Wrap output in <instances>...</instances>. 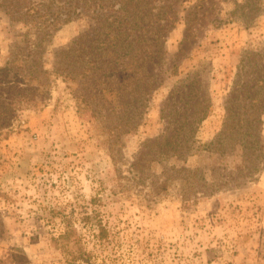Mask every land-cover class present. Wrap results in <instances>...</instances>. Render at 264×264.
<instances>
[{"label":"rangeland","instance_id":"obj_1","mask_svg":"<svg viewBox=\"0 0 264 264\" xmlns=\"http://www.w3.org/2000/svg\"><path fill=\"white\" fill-rule=\"evenodd\" d=\"M235 2L184 0L149 92L130 105L118 102L114 113L107 110L114 98L108 93L105 106L86 107L74 83L51 76L44 103L21 110L14 130L0 138V264H67L52 241L64 231V220L78 229L90 253L89 262L77 264H264V171L254 181L218 174L219 163L230 170L238 156L221 162L200 147L223 127L243 51L264 43V0L247 30L233 16L241 13ZM191 9L196 19L187 17ZM88 21L76 18L54 29L47 68L54 50ZM25 30L0 8L1 66ZM194 79L211 99L210 114L194 132L196 145L182 159L134 172L131 163L144 144L183 114V102L172 106L171 93ZM211 186L217 191L206 194Z\"/></svg>","mask_w":264,"mask_h":264},{"label":"trees","instance_id":"obj_2","mask_svg":"<svg viewBox=\"0 0 264 264\" xmlns=\"http://www.w3.org/2000/svg\"><path fill=\"white\" fill-rule=\"evenodd\" d=\"M183 2L0 0V8L10 21L26 27L17 35L20 38L10 48L5 64L0 65V138L14 130V119L21 110L29 104L44 103L50 93L53 75L74 83L75 96L86 107L105 106L107 93L114 97L107 107L113 113L120 110L118 102L130 105L134 100L144 99L157 65L166 57L165 42L175 27ZM235 5L241 13L239 17L233 16L249 27L257 23L263 0H245L243 3L236 0ZM254 11L257 12L255 15L252 14ZM197 14L191 9L187 17L192 15L190 20H193ZM85 16L89 18L86 29L69 44L56 48L53 66L47 68L46 54L54 29ZM194 27L189 24L185 38L190 37ZM252 47L246 48L240 58L236 78L224 104L226 118L222 129L211 141L200 145L204 153L217 156L221 162L226 157L238 156L239 162L230 170H227V164L219 163L217 173L224 171L228 177L247 181L256 180L264 171V43L255 49ZM170 101L174 107L183 102V114L176 113L178 118H175L174 126L144 144L131 163L136 173L149 170L152 163H165L174 157L182 159L196 145L194 132L197 125L210 114L211 99L207 87L199 79L183 83L176 93H171ZM123 110V115L133 114L128 109ZM199 180L203 181L202 187H206V178L200 175ZM220 184L222 182L214 185ZM211 187L206 188V194L217 191ZM64 223V231L58 237H52V241L64 251L66 263L89 262L90 253L84 247L78 229L70 220H64Z\"/></svg>","mask_w":264,"mask_h":264},{"label":"crops","instance_id":"obj_3","mask_svg":"<svg viewBox=\"0 0 264 264\" xmlns=\"http://www.w3.org/2000/svg\"><path fill=\"white\" fill-rule=\"evenodd\" d=\"M243 28H245L244 30H247L246 28H248V27H243ZM247 41H249V42H248L246 45H250V43H251L250 41H251V40L248 38ZM252 41H253V40H252ZM243 47H244V46H243ZM261 181H262V180H261ZM260 183H261V182H260Z\"/></svg>","mask_w":264,"mask_h":264}]
</instances>
